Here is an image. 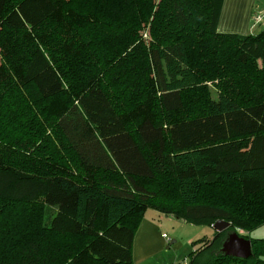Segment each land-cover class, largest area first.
Here are the masks:
<instances>
[{"label": "trees", "instance_id": "16d2710c", "mask_svg": "<svg viewBox=\"0 0 264 264\" xmlns=\"http://www.w3.org/2000/svg\"><path fill=\"white\" fill-rule=\"evenodd\" d=\"M223 3L0 0V264H135L149 208L252 240L188 264H264V28Z\"/></svg>", "mask_w": 264, "mask_h": 264}, {"label": "rangeland", "instance_id": "374dc122", "mask_svg": "<svg viewBox=\"0 0 264 264\" xmlns=\"http://www.w3.org/2000/svg\"><path fill=\"white\" fill-rule=\"evenodd\" d=\"M143 36L147 38L146 32ZM213 93L212 83H208ZM246 234L245 230L237 231ZM215 229L206 223H191L173 213L149 208L135 230L132 255L135 264H188L192 253L213 238ZM264 238V224L249 231ZM251 239V238H250Z\"/></svg>", "mask_w": 264, "mask_h": 264}, {"label": "crops", "instance_id": "0c3cea01", "mask_svg": "<svg viewBox=\"0 0 264 264\" xmlns=\"http://www.w3.org/2000/svg\"><path fill=\"white\" fill-rule=\"evenodd\" d=\"M264 28V0H224L218 30L257 33Z\"/></svg>", "mask_w": 264, "mask_h": 264}, {"label": "water", "instance_id": "95a60500", "mask_svg": "<svg viewBox=\"0 0 264 264\" xmlns=\"http://www.w3.org/2000/svg\"><path fill=\"white\" fill-rule=\"evenodd\" d=\"M212 226L217 231H223L230 228L231 222L220 219L217 220ZM221 250L226 255L249 258L252 255V240L240 235L236 230L229 229L225 238L223 239Z\"/></svg>", "mask_w": 264, "mask_h": 264}]
</instances>
